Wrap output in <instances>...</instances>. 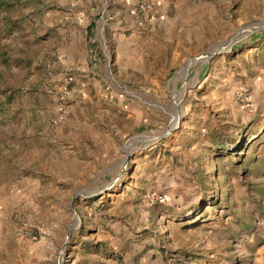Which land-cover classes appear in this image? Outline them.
Here are the masks:
<instances>
[{"label":"rangeland","instance_id":"374dc122","mask_svg":"<svg viewBox=\"0 0 264 264\" xmlns=\"http://www.w3.org/2000/svg\"><path fill=\"white\" fill-rule=\"evenodd\" d=\"M209 1L215 11L159 33L166 45L160 40V56L148 55L145 76L135 66L121 72L124 89L140 92L142 102L125 96L132 117L112 110L108 138H95L115 146L116 156L93 185L90 176H59L53 164L59 126L81 121L77 108L88 100L77 92L75 66L57 54L62 35L46 21L33 40L19 33L16 57L0 56V264H46V254L51 264H121L141 242L156 246L152 260L160 254L161 264H264V3L247 1L238 11L237 0H226L219 11ZM75 9L69 3L62 12L70 19ZM44 150L50 175L31 193ZM107 184L111 201L102 203ZM21 190L14 207L7 200ZM81 195L101 199L90 217L79 210L84 219L75 209ZM17 225L34 238H16Z\"/></svg>","mask_w":264,"mask_h":264},{"label":"crops","instance_id":"0c3cea01","mask_svg":"<svg viewBox=\"0 0 264 264\" xmlns=\"http://www.w3.org/2000/svg\"><path fill=\"white\" fill-rule=\"evenodd\" d=\"M139 1L141 0H0V56L4 57L6 54L16 57L15 53L20 47L19 33L26 32L27 39L33 40L35 39V30L46 33L47 21L50 32L56 31L62 35L57 54L60 55L59 57L66 55L67 61H60L75 66L77 72L74 80L77 82V92L85 98L88 97V100L84 101L86 104L77 108L82 115L79 116L81 121L67 122L59 126V132L55 136L59 143V149L58 155L53 156L55 158L53 164L59 170V176L80 178L90 176L93 177L90 181V184L93 185L95 177L106 175L112 171L115 166L113 164V158L116 156L115 146L105 147L106 143L95 141V138L99 136L108 138L106 123L112 122V110L118 114H112L113 117L120 116L125 120L132 117L131 106L125 102V96L138 98V102H142L140 92L124 89L121 72H125L128 76L127 69L135 66L140 71L142 70V75H144L148 55L152 53L159 57L160 54L155 53V49L157 47L162 49L163 44L166 45L161 40L160 32L169 35L172 30L177 28V32H179L185 25L189 26L194 21L196 22L197 17L202 16L204 12L216 10L215 3L209 0H153L158 4L157 13L152 19L142 22L135 14V5ZM217 1L220 11L221 2L224 5L226 0ZM247 1L251 4L258 3V0H237L235 5L238 4L239 7L236 6L238 11L242 8L241 4ZM261 2L264 3V0ZM69 3L74 4L76 9L73 16L67 19L62 10ZM224 8L222 7V10ZM184 18L186 19L185 23H180ZM54 22L55 25H53ZM67 23L73 27H66ZM67 34L70 44L63 48L62 42L66 40ZM48 40L53 43L55 39H51L49 36ZM163 40L166 39L163 38ZM53 47H55L54 43ZM66 49H68L67 53ZM91 96L97 98L96 101L99 104L96 108L98 110L94 109L95 100L90 99ZM88 102L91 104L88 105ZM135 110L140 116L141 111ZM86 112L95 115L87 117ZM98 112L100 113L98 114ZM113 128L114 126H110L111 130ZM116 134L123 135L119 132ZM90 146L94 149L98 148L99 151L95 153L89 150ZM43 153H45L44 159L39 163L40 167L36 171L42 179L36 183L31 193H35L36 188L41 187L46 176L50 175L48 173L50 169L46 167V163L49 164L52 157L46 158V150ZM92 160L95 161V165H92ZM90 184L86 188H90ZM52 186L51 184L50 188ZM84 186L85 183L82 182L79 187ZM61 187V185L54 187V191ZM111 189L112 187L104 189L106 193L100 196L102 203L111 201L109 198L111 193H108V190ZM80 192L86 193L82 190ZM23 193V190L17 191L16 195H12L10 199L6 200L17 207L21 203L20 196ZM122 193L121 191L119 194ZM77 197L78 193L74 198ZM81 199L80 201H83L84 205L80 207L76 203L77 208L75 207V209H77V217L84 219L79 210L87 209L88 217H90L92 215L90 209H93L101 199L89 200L90 196L83 195H81ZM72 202L74 201L71 199ZM110 203L112 205V202ZM125 233H127L126 230ZM128 250L124 253L128 259L121 264H129L130 257L139 258V264H161L160 254L152 260L158 252L155 245L141 242L137 248L130 246ZM33 254H29L30 258L33 257ZM46 264H51L49 254H46ZM118 264L120 263L118 262Z\"/></svg>","mask_w":264,"mask_h":264},{"label":"built area","instance_id":"2783aa9c","mask_svg":"<svg viewBox=\"0 0 264 264\" xmlns=\"http://www.w3.org/2000/svg\"><path fill=\"white\" fill-rule=\"evenodd\" d=\"M158 9V4L153 0H141L135 5V14L138 16L139 21L146 22L152 19ZM240 99L246 103V106L249 104V100L246 94H241ZM14 234L18 239H32L34 238V233L29 229L17 225L14 229Z\"/></svg>","mask_w":264,"mask_h":264},{"label":"water","instance_id":"95a60500","mask_svg":"<svg viewBox=\"0 0 264 264\" xmlns=\"http://www.w3.org/2000/svg\"><path fill=\"white\" fill-rule=\"evenodd\" d=\"M225 45H226L225 47L230 46L231 42L225 43ZM218 48L222 49L221 45H219ZM216 51L215 50L209 51L208 53L205 54V56H202V57H204L203 59L208 60L209 58L213 57L215 55ZM202 57H200L199 59H201ZM199 59H193V60L187 62L185 66L188 68L192 65V63L198 61Z\"/></svg>","mask_w":264,"mask_h":264}]
</instances>
